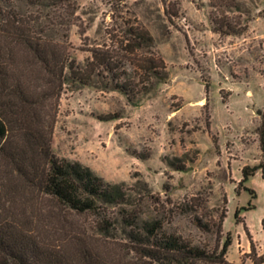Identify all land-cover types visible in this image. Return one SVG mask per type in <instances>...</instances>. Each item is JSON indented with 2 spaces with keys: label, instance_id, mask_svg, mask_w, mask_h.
Returning <instances> with one entry per match:
<instances>
[{
  "label": "rangeland",
  "instance_id": "obj_1",
  "mask_svg": "<svg viewBox=\"0 0 264 264\" xmlns=\"http://www.w3.org/2000/svg\"><path fill=\"white\" fill-rule=\"evenodd\" d=\"M73 1L76 24L68 33L78 62L84 63L90 47L136 39L142 44L138 52L161 57L165 69L151 77L136 104L105 77L91 85H67L53 126V152L110 182L131 186L143 180L142 196L135 194L130 207L143 218L161 219L166 230L194 243L213 246L212 219L224 209L221 241L226 232L232 238L227 259L253 264L245 254L244 225L257 253L264 255V179L258 169L241 182V169L263 160L257 127L264 114V0H234L236 7L226 8L231 21L247 24L237 35L212 29L210 0ZM124 69L138 77L129 62ZM108 113L118 117L98 118ZM170 162L186 168L174 169ZM196 196L198 208L189 202ZM94 219L90 213L77 218L89 227Z\"/></svg>",
  "mask_w": 264,
  "mask_h": 264
},
{
  "label": "trees",
  "instance_id": "obj_2",
  "mask_svg": "<svg viewBox=\"0 0 264 264\" xmlns=\"http://www.w3.org/2000/svg\"><path fill=\"white\" fill-rule=\"evenodd\" d=\"M210 2L215 32L237 35L246 29V23L226 14V8L236 7L234 0ZM75 11L73 0H0V264H234L226 257L230 233L221 241L224 209L212 219L213 246L194 243L166 230L161 219L143 218L130 207L135 194L141 195L140 185L146 186L143 180L131 186L110 182L80 161L53 152V126L67 85H91L105 77L136 104L151 77L165 69L161 57L138 52L142 44L136 39L90 47L84 63L78 62L70 53L68 33L76 24ZM125 62L138 71L137 78L126 72ZM117 117L98 115L101 120ZM257 130L263 160L245 165L241 182L258 169L264 179V114ZM170 165L186 168L185 163ZM139 199L134 203L141 204ZM189 202L196 208L201 204L198 196ZM86 213L95 216L90 227L77 220ZM238 217L237 209L240 222ZM261 224L264 231V218ZM244 230L249 239L245 254L262 264L264 255L257 253L245 225ZM119 231L125 241L117 239Z\"/></svg>",
  "mask_w": 264,
  "mask_h": 264
}]
</instances>
